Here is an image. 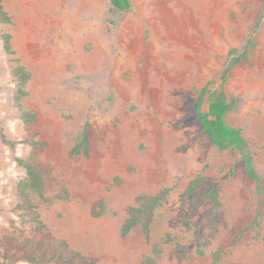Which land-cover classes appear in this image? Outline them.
<instances>
[{
  "label": "rangeland",
  "instance_id": "1",
  "mask_svg": "<svg viewBox=\"0 0 264 264\" xmlns=\"http://www.w3.org/2000/svg\"><path fill=\"white\" fill-rule=\"evenodd\" d=\"M2 1L12 23H0V121L10 139H22L13 102L19 62L31 73L22 105L36 113L31 130L46 143L40 160L68 190L64 199L55 197L58 186L45 202L35 197L51 233L101 264H140L166 233L186 248L165 243L157 264H264V206L258 235L250 230L230 246L253 220L254 183L237 153L210 143L194 114L195 88L211 80L221 85L228 51L247 42L262 0H130V11L112 13L109 0ZM5 31L12 34V54L3 49ZM257 41L249 60L226 74L224 88L240 99L227 121L241 128L264 182V21ZM86 123L87 157L71 152ZM28 150L0 139V234L21 233L18 221V229L12 224L15 185L24 176L15 159ZM199 172L206 179L186 197ZM165 186L170 193L157 209L151 240L139 228L123 235L137 196ZM209 189L220 194L221 217L203 197ZM99 200L105 211L95 216ZM218 247L224 255L215 262Z\"/></svg>",
  "mask_w": 264,
  "mask_h": 264
},
{
  "label": "trees",
  "instance_id": "2",
  "mask_svg": "<svg viewBox=\"0 0 264 264\" xmlns=\"http://www.w3.org/2000/svg\"><path fill=\"white\" fill-rule=\"evenodd\" d=\"M109 2L110 13L115 10L130 11L132 8L130 0H109ZM263 21L264 0H262L258 14L254 18L247 42L241 48L232 47L229 49L227 65L221 75V85L216 87L211 80L200 88H195L194 114L196 121L213 146L219 150H231L237 153L242 162L244 175L254 183L257 207L253 220L249 225L241 227L237 231L236 237L230 245L232 247L237 246L250 230H254L258 235L263 220L264 182L262 175L256 168L254 154L243 136L241 128L233 126L227 121V115L238 108L240 99L227 94L224 82H226V74L229 73L232 66L249 60L250 52L258 44L257 32ZM0 23L8 25L12 23V17L2 0H0ZM1 40L4 51L7 54H12V34L10 31L3 32ZM13 75L16 81L13 102L19 112L24 133L20 141L10 139L0 121V139L10 147L23 143L27 145L29 150L25 156L15 159L18 166L24 170V176L15 185L17 198L15 209L18 220L13 219L12 224L18 229L19 225L16 224L18 221L22 226L21 233L0 234V264H15L18 260L32 264H101L96 257L75 249L65 239L52 234L40 217L35 197L45 202L49 200L48 192L52 187L58 186L62 193L56 194L55 197L64 199L68 196V190L64 184L57 182L51 168L40 160L46 143L38 139L37 134L31 130V125L36 121V113L25 109L22 105V99L28 95L27 85L31 79V73L24 65L17 62L13 69ZM90 138V126L86 123L71 149L72 154L89 156ZM205 179L206 177L202 172L196 174L187 187L186 197L197 193L198 187ZM113 184H120L119 177L114 178ZM169 193L170 188L165 186L155 193L139 194L135 204L129 206L127 210V215L121 225V233L126 235L133 229L139 228L144 239L149 242L151 240V225L157 215V209L167 201ZM203 197L209 198L213 215L221 217L224 214V205L217 190L209 189ZM104 211L103 200H99L92 208V214L95 216L102 215ZM197 231L198 229L195 231V235L198 234ZM165 243H174L176 249L186 248L177 241L175 236L166 233L162 239L151 243L150 251L143 257L140 264H157ZM202 248V243H199L196 252L202 254ZM223 255V247H218L212 252V259L219 262Z\"/></svg>",
  "mask_w": 264,
  "mask_h": 264
}]
</instances>
